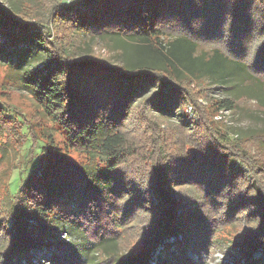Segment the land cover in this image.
Wrapping results in <instances>:
<instances>
[{"label": "trees", "instance_id": "obj_1", "mask_svg": "<svg viewBox=\"0 0 264 264\" xmlns=\"http://www.w3.org/2000/svg\"><path fill=\"white\" fill-rule=\"evenodd\" d=\"M28 8L0 2V65L20 72L38 106L26 115L0 92V168L12 173L0 193V264H151L173 244L177 252L159 264H196L193 254L212 256L228 242L242 264H257L255 253L263 261L264 133L230 135L214 114L241 97L204 107L197 92L211 98V85L238 81L264 87V0ZM35 159L42 169L21 184ZM232 227L225 241L221 231ZM72 230L86 245L55 240ZM88 245L98 259L81 254Z\"/></svg>", "mask_w": 264, "mask_h": 264}, {"label": "rangeland", "instance_id": "obj_2", "mask_svg": "<svg viewBox=\"0 0 264 264\" xmlns=\"http://www.w3.org/2000/svg\"><path fill=\"white\" fill-rule=\"evenodd\" d=\"M50 1L53 0H0V2L10 8L11 10L15 11H22L23 8H28L29 11H32V13H44L48 9V4ZM70 1V0H68ZM6 42V39L4 36L0 34V45L4 44ZM101 46H98L99 48ZM21 48V47H20ZM130 50V49H129ZM100 52V50H99ZM105 53L104 51H101ZM43 59L48 61V53L46 51H41ZM85 53V52H83ZM131 53V52H130ZM129 53V54H130ZM132 59L136 60L137 57L134 55V53L131 55ZM123 61V60H122ZM39 68L43 67V64H36ZM20 73V72H19ZM19 73L16 72L12 68L10 69L8 66L0 65V92H4L3 94L9 95L10 103L18 109L23 110L26 115L33 114L34 111H37V103L33 99V97L22 89L21 85L19 84ZM240 81L237 82H231L229 85L226 86H233L232 89L226 86L222 87H211L213 89V94L210 95L211 98H206V94H202L201 92H197V90L192 87L197 93H198V100L199 103H201L204 107H210V100H220L223 98H229L234 97L235 99L240 98V105L239 107H235L233 110L228 109H219L215 112L214 121L219 124L221 127L228 126L230 128V135L239 134L242 136H248L253 134H263L264 133V87L262 88V85L252 86L251 85H243L239 84ZM4 88V89H3ZM185 114L187 118H185V122H187L189 127L196 128L200 125V121L198 116L196 115V112L191 107H187L185 110ZM179 113L175 115V119H178ZM182 116V115H180ZM36 117V113H35ZM198 118V119H197ZM190 120V121H189ZM49 126L52 128L53 125L51 123ZM59 139L62 138L59 136ZM1 145V143H0ZM43 145V144H42ZM40 146V145H39ZM263 148V146H262ZM264 149V148H263ZM73 155L71 156L73 159L79 161L84 159L83 156H80L79 154H76L74 152H71ZM39 154V153H38ZM260 154L262 157H260V160L262 163H264V150L260 149ZM239 164L236 165L238 168ZM5 168H0V193H3L5 190V182L9 179L11 176V171L6 168V171L3 172ZM42 166H40V162L38 159H35L33 163L28 167L25 174L22 176V182L21 184H24V182L27 180V178L30 175L36 174L37 171L41 170ZM20 172H15L12 176L13 180L11 181V188L12 192L15 193L17 190L16 184L18 181H20ZM20 185V183H19ZM21 186V185H20ZM11 227V223L9 224V228ZM82 228V227H81ZM234 232V228H230L224 231V229L221 231L222 237L227 240ZM71 233V234H70ZM69 235L68 233H65L64 231L60 233L59 236L55 238V240L58 242V240L65 241V242H77L86 245L87 240L83 241L82 236L78 230H72L70 231ZM181 240V236H178ZM176 240L173 237H170L167 244L175 243ZM117 242H106L102 245V248H104L106 251H116ZM223 247L216 248L215 251H213V255H206L203 254L201 258L193 254L192 258L196 264H242L243 260L241 259V254L239 253V250L236 249V246L230 242L223 244ZM177 245L173 244V246L170 248V250H167L165 246H161L157 252L154 254L151 264H159V262H162L163 260H166L165 258L173 253H176L177 251ZM89 248V251L86 253L83 251V248H81V254L85 256L84 258L86 260H92V259H98L99 253L96 248L90 247V245L87 246ZM58 252V251H57ZM59 253V252H58ZM254 260L257 261V264H264V260H259L260 255L255 253L253 255ZM38 260H41L42 262L44 259L37 258ZM262 261V262H260Z\"/></svg>", "mask_w": 264, "mask_h": 264}]
</instances>
